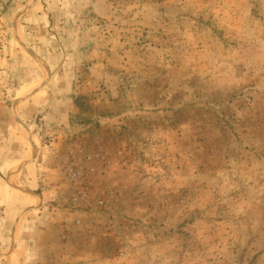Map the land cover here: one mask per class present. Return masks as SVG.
Segmentation results:
<instances>
[{"label":"rangeland","instance_id":"1","mask_svg":"<svg viewBox=\"0 0 264 264\" xmlns=\"http://www.w3.org/2000/svg\"><path fill=\"white\" fill-rule=\"evenodd\" d=\"M0 3V160L26 94L73 100L0 264H264V0Z\"/></svg>","mask_w":264,"mask_h":264},{"label":"crops","instance_id":"2","mask_svg":"<svg viewBox=\"0 0 264 264\" xmlns=\"http://www.w3.org/2000/svg\"><path fill=\"white\" fill-rule=\"evenodd\" d=\"M0 1L3 2L4 0ZM95 10L96 14H101L100 9L95 7ZM1 19H3L2 16ZM50 77L42 87L35 89L28 95L26 94L25 101L17 109V115L14 114V118L18 120L21 129L19 131L20 137L25 139L22 132L25 134L28 132L30 138H28L29 143L22 142V145L27 148L24 154L22 152L24 148L21 145L16 148L12 156L0 160V222L2 224L3 222H10L7 221L6 208L12 207L18 211L24 207L28 200L38 202L40 205L43 204V198L40 195L37 196L34 189L30 190L26 186L33 185L30 177L38 174V170L42 168L43 140L46 142L47 136L53 135L51 132L47 133V130L44 131V127L49 129L66 126L69 121V113L73 108V100L68 89L52 88L51 80L54 76L51 75ZM28 85L30 84H24L18 93L26 90ZM21 95L23 96V94ZM34 116L40 117L36 120ZM9 142L11 141L8 139L2 140L0 145L7 147ZM40 158L41 160H39ZM26 191L31 192V194Z\"/></svg>","mask_w":264,"mask_h":264}]
</instances>
